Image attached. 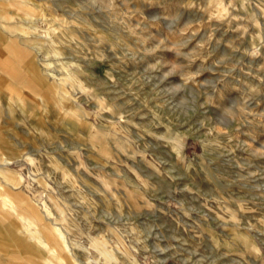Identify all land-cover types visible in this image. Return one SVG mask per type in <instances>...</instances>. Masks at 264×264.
Here are the masks:
<instances>
[{"label":"rangeland","instance_id":"374dc122","mask_svg":"<svg viewBox=\"0 0 264 264\" xmlns=\"http://www.w3.org/2000/svg\"><path fill=\"white\" fill-rule=\"evenodd\" d=\"M0 87V264H264V0H0Z\"/></svg>","mask_w":264,"mask_h":264},{"label":"crops","instance_id":"0c3cea01","mask_svg":"<svg viewBox=\"0 0 264 264\" xmlns=\"http://www.w3.org/2000/svg\"><path fill=\"white\" fill-rule=\"evenodd\" d=\"M15 93V91H14ZM13 93V95L15 96V94ZM4 95V91L3 88L0 87V99H4L3 97ZM6 100V99H4ZM1 104V103H0ZM1 107V106H0ZM13 111V115H14V110H13V106H12V110ZM12 156V155H11ZM0 176L1 178H3L7 183H11L13 184V182L8 178V174H10L11 171V164L13 162V158L11 157H6L5 158H1L0 155ZM9 165V166H8ZM23 179V177H21ZM10 186V185H9ZM8 186V187H9ZM51 202L54 201L51 199ZM55 205V204H54ZM4 206L5 207H10L11 209H13L15 211L17 205L15 202H13L8 196L5 197L4 199ZM56 206V205H55ZM51 212L48 211L47 212V218L48 215L51 216ZM23 221H25V228H29L30 229V233L28 231H25L29 234V236H24L25 241L27 239L28 242L30 243H35L36 245L49 249L51 251V253L59 260L62 261V258L59 257L60 255H58V251L57 249H59L62 253H67L68 257L73 259L74 261H76L77 263L74 264H80L77 260H76V254L74 253L75 248H77V244H72L70 242V240L67 238L66 234L64 233V231L62 230V226L55 224L52 225V230H51V234L54 235L56 237V248L55 246H50L47 236L41 232V230L38 227V223L36 222L35 219L32 218H28V217H23L22 218ZM49 220V218H48ZM23 236V235H22ZM35 246V245H34ZM79 247V246H78ZM87 264H91L89 261L87 262Z\"/></svg>","mask_w":264,"mask_h":264},{"label":"bare ground","instance_id":"6f19581e","mask_svg":"<svg viewBox=\"0 0 264 264\" xmlns=\"http://www.w3.org/2000/svg\"><path fill=\"white\" fill-rule=\"evenodd\" d=\"M26 22L27 24L24 25L22 28V31H21L22 34H25L28 28L31 27L30 25L33 24L32 20H29V19ZM31 28L33 29L34 27L32 26ZM72 79L77 82V80L74 77H72ZM11 113H13V111ZM95 244H96V249L98 250V252L103 256L104 260L108 261L109 264H122V261L118 258L117 253L114 250L109 249L103 242L98 241L96 239H95ZM122 255L128 264H138L136 257L130 251L126 253H122Z\"/></svg>","mask_w":264,"mask_h":264}]
</instances>
